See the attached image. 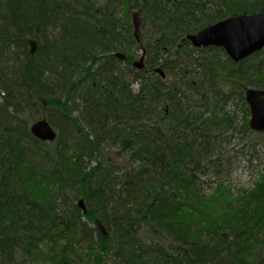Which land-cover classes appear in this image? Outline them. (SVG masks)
I'll return each instance as SVG.
<instances>
[{"label":"trees","instance_id":"trees-1","mask_svg":"<svg viewBox=\"0 0 264 264\" xmlns=\"http://www.w3.org/2000/svg\"><path fill=\"white\" fill-rule=\"evenodd\" d=\"M135 9L144 70L131 66ZM261 10L264 0H0V264H264V173L234 197L212 165L217 134L234 126L219 104L264 88V51L228 75L213 62L193 71L181 53L186 34ZM40 116L54 142L32 135Z\"/></svg>","mask_w":264,"mask_h":264},{"label":"bare ground","instance_id":"bare-ground-1","mask_svg":"<svg viewBox=\"0 0 264 264\" xmlns=\"http://www.w3.org/2000/svg\"><path fill=\"white\" fill-rule=\"evenodd\" d=\"M174 1H186V2H191V1H197V0H174ZM264 13V10H261V11H257V12H240V13H237L236 15H231V16H228L226 18H223L221 20H218L216 22H212L210 23L209 25L199 29L198 31L196 32H192V33H188L185 35L184 39L186 41V49H183L181 51V53H185L187 51V48H190V50L192 51V53H187L186 54V57L188 58V61H189V64L191 66V69L193 71H195V69L198 67V65H201L202 69L204 70V66L207 67V65L210 64V62H213V63H219L221 66H223V68L226 70V73L228 75L229 71L227 69V67H230V66H235V65H238L240 63H242L243 61L247 60L249 57L253 56L254 54L260 52V51H264V47L249 54L248 56L246 57H243L239 60H235L233 57H231L230 55V52H229V48L226 46V45H219V44H208V45H196L188 36L189 35H198L201 31H205L206 29H211V28H214L216 27L217 25L219 24H222L224 22H226L227 20L229 19H232V18H241V17H250V16H256V15H259V14H262ZM137 15L138 18H139V27L138 29L136 30L135 28V19H134V15ZM131 21H132V24H133V33H134V37L138 43V48L137 49H141V55L140 57H137L135 56L134 59H132V68L135 69V70H144L147 66L146 64V61H147V49L145 47V44L142 42L141 40V37H140V30H141V23H142V16H141V12L138 10V9H135L134 11L131 12ZM36 47H37V42L35 39L31 38L29 40V49L31 51V53H34L35 50H36ZM144 51H145V59H144V67L139 69L137 67L134 66V63L136 61H139L142 57V55L144 54ZM115 56L117 59L121 60V61H125L126 58H127V55L123 52H116L115 53ZM203 64V65H202ZM190 68V67H189ZM201 69V68H200ZM153 73L156 74V75H160L162 79H166L167 78V73L165 71V69L161 66V65H158L156 67H154L153 69ZM165 76H162L164 75ZM195 74H192L191 75V78L189 80H186L187 83H193L194 85L197 84V81L198 79L194 77ZM233 84H234V88H237L236 87V80L234 79L233 80ZM232 84V86H233ZM135 89L137 88V85L134 86ZM189 89V87H187ZM237 89H240V88H237ZM262 90L264 91V88H261V87H255V86H248L246 91L244 92V97H245V101H243L242 99H240V101L243 103V113L245 112L246 109H248V127L249 129L254 132L255 134H262L264 133V130L263 131H257V130H254L251 128L250 126V121L253 117V113H252V108H251V103L249 102L248 98H247V91L248 90ZM241 90V89H240ZM189 93L191 92H194V89H190L188 90ZM237 95V94H236ZM238 96V95H237ZM239 97V96H238ZM229 102V101H228ZM168 110V109H167ZM229 114H231L229 112ZM232 116V115H231ZM233 118V117H232ZM42 119H46L48 122L49 120L45 117H42L40 116L36 121H34L31 125H30V131L32 133V126L39 120H42ZM50 123V122H49ZM50 125L54 128V130L57 132V136H58V131L55 129V127L50 123ZM234 126H230V127H226L224 128L219 134H217V139L216 141H214V146H213V152H214V155L213 156V166L214 168H217L218 166H221L223 167L226 163H228V165H231L232 164V161L229 160V158L227 157V153H226V150L225 148H223L222 144H225L227 143L226 140H228L227 138L229 137H232V139H236L238 138V136L236 135V133H238L239 131L242 130V128H239L238 126H236L234 123H233ZM236 127V128H234ZM229 132H230V136H227L229 135ZM32 135L34 137H36L33 133ZM37 138V137H36ZM39 139V138H37ZM57 139V137H56ZM55 139V140H56ZM40 140V139H39ZM54 140V141H55ZM42 141V140H40ZM54 141H42V142H54ZM245 142V139L244 137H241L240 139H238V142H237V145H240L244 142ZM247 142V143H246ZM245 142V145H243L241 147V150H242V154L245 155V157H250L251 159H260V156H259V151L261 150H258L257 147L258 145H261V144H264V142H261V141H255L253 138H250V135H249V139ZM259 143V144H258ZM263 147V150H264V145H261ZM261 152V151H260ZM264 153V152H263ZM263 155V154H262ZM244 157V158H245ZM231 168L232 167H227V168H224L222 169V174L224 171H227V174L230 173L231 171ZM264 172V171H263ZM220 177L221 176V173L219 171L216 172ZM203 177V180L205 181V183L207 181H209V179L211 177L209 176H202ZM217 178V177H216ZM212 179V178H211ZM223 180V179H222ZM214 182V181H213ZM204 183V184H205ZM215 183V182H214ZM216 184V183H215ZM222 189H225V190H230V192L232 191L231 187L226 183V181H224L223 184L220 185ZM233 192V191H232ZM251 192V191H250ZM250 192L246 191V193H248L250 195ZM252 193V192H251ZM79 206L81 208H83V211L85 212L86 211V208H85V205H84V201L83 200H80L79 201ZM104 228V227H103ZM104 233L105 232V229L103 230Z\"/></svg>","mask_w":264,"mask_h":264},{"label":"water","instance_id":"water-1","mask_svg":"<svg viewBox=\"0 0 264 264\" xmlns=\"http://www.w3.org/2000/svg\"><path fill=\"white\" fill-rule=\"evenodd\" d=\"M135 28L139 27V18L135 14ZM196 45L219 44L229 48L231 57L239 60L264 47V13L250 16L237 17L227 20L214 28L201 31L198 35L188 36ZM145 51L134 66L144 67ZM162 76H165L162 75ZM247 98L251 103L253 117L250 121L252 129L264 130V91L248 90ZM32 133L42 141H54L57 132L46 119L37 121L32 126Z\"/></svg>","mask_w":264,"mask_h":264},{"label":"rangeland","instance_id":"rangeland-1","mask_svg":"<svg viewBox=\"0 0 264 264\" xmlns=\"http://www.w3.org/2000/svg\"><path fill=\"white\" fill-rule=\"evenodd\" d=\"M16 2V1H12ZM99 4H102L103 0H97ZM135 53L134 55L137 57H140L141 55V49H134ZM9 59L11 60H18L19 52L17 51L15 54L8 53L7 54ZM19 57V58H18ZM3 58H7L6 55H4ZM225 105V106H223ZM220 107H223L224 111H228L231 113L234 124L241 128L243 126V123L245 121L244 113H243V103L240 101L239 97L235 95L232 100L227 102L226 104L223 103V101L219 104ZM41 112V111H39ZM42 114V113H41ZM249 120V119H248ZM238 138L232 139V137L227 138V143L222 144L223 148L226 150V155L229 158V160L232 161L231 165H228L226 163L223 167L218 166L217 169L221 173L220 179H223L226 181V183L231 187L234 197H237L239 193L245 192V191H253L256 189V185L258 183H261L259 180L261 179V174L264 173V150L261 145H258L257 149L259 151L260 159H251L250 157H245V155L242 154L241 147L245 145V142L249 139V133H246V131L242 130L236 133ZM230 136V132L229 135ZM241 137H244L245 142L237 145L238 139ZM250 138H253L255 141H261L264 142V133L262 134H253L250 135ZM247 143V142H246ZM259 144V143H258ZM263 154V155H262ZM245 157V158H244ZM232 167L229 174H227V171H224L222 174V169ZM218 178V177H217ZM216 177L210 178L209 181L205 183L206 191L209 193L213 190V187L216 185L213 181L217 179ZM217 185L215 186L214 190L217 189Z\"/></svg>","mask_w":264,"mask_h":264}]
</instances>
